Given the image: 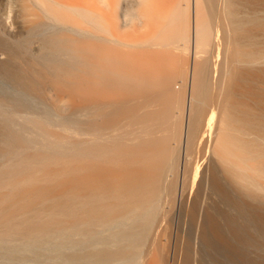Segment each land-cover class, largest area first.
I'll return each mask as SVG.
<instances>
[{
    "label": "bare ground",
    "instance_id": "obj_1",
    "mask_svg": "<svg viewBox=\"0 0 264 264\" xmlns=\"http://www.w3.org/2000/svg\"><path fill=\"white\" fill-rule=\"evenodd\" d=\"M36 2L60 24L27 2L3 11L18 35L0 38V264H157L151 230L183 141L216 157L236 186V263L264 264V0ZM33 43L41 53H31ZM80 112L113 116L85 126L89 134L123 130L141 146L127 140L128 148L124 136L101 163V148L62 139L83 130ZM34 145L99 162L72 168L68 157L49 171L62 157L56 149L36 168L25 154ZM198 162L190 188L204 171Z\"/></svg>",
    "mask_w": 264,
    "mask_h": 264
},
{
    "label": "rangeland",
    "instance_id": "obj_2",
    "mask_svg": "<svg viewBox=\"0 0 264 264\" xmlns=\"http://www.w3.org/2000/svg\"><path fill=\"white\" fill-rule=\"evenodd\" d=\"M38 1V0H37ZM42 1H44V0H42ZM23 2H27L29 5H31L39 14H40V12H41V14H42V20H46L47 22H48V25H51V24H53V25H58V24H60L59 23V20H57V18H55L54 16H52V14H50V13H52L50 10H48L47 11V4H46V9L45 8H43V6L45 5V4H43V5H41L40 6V3H41V1H39L38 3L36 2V0H25V1H21V0H0V38L1 39H4V40H8V41H10V42H13V41H15V40H17L16 38H17V35H18V33H14V32H12V31H10V26H9V24H4V17L6 16V14H3L4 12L3 11H5V10H7L8 8H10V9H12L13 8V5H22V3ZM44 3V2H43ZM41 8H43V9H41ZM50 8V7H49ZM44 10H46V11H44ZM135 11H137V10H135ZM9 12V11H8ZM1 13H2V15H4V16H2L1 15ZM10 13V12H9ZM40 14V15H41ZM3 17V18H2ZM44 17V18H43ZM53 17V18H52ZM14 17H11L10 19H13ZM136 18H138V17H136ZM137 19H135V23H137L138 22V20L136 21ZM46 22V23H47ZM8 28H9V30H8ZM16 35V37H15V35ZM35 44H37V43H33L32 44V46L33 47H31L32 49H31V53L33 54V55H36V53L37 54H39V53H41L42 52V50H40L41 49V47H40V44L38 43L37 45H35ZM41 51V52H40ZM36 52V53H35ZM1 53V52H0ZM6 60V55H2V53L0 54V62L1 61H5ZM46 82V81H45ZM44 82V83H45ZM47 83V82H46ZM46 83L44 84L45 86H46V88L44 87V89H46V90H44V93H43V97L45 98V100H44V102L46 101V105H49L50 104V102L52 101L51 100V98H52V94H53V92L51 91V87H50V85H49V87H48V84L46 85ZM46 91V92H45ZM52 93H51V92ZM50 92V93H49ZM50 97V98H49ZM49 98V99H48ZM81 114H79L78 116H79V123H81L82 125L84 124V126H82L81 124V126L82 127H84L83 128V130L81 131L80 130V132L79 133H75V134H72V132H70V131H62V133L64 134H62L63 136H65V137H62V139H67V137H68V139H69V137L71 138V140H73V142L69 139L68 140V142L69 141H71L70 143H75L76 145H75V148H76V146L78 147V148H81V146H82V148H88V149H92V150H95L96 149V147H98L97 149H99L100 150V148H101V150H102V152L103 151H106L107 150V148H109L108 149V153H106V152H103L102 154H100V156L98 155V159L101 161V163L102 162H104L105 160H106V158H108V157H111V156H113V155H110V153H111V151H112V153L113 152H115V150L112 148V147H115L116 148V146H118L116 143H118V144H123V142H122V140H123V138H124V136L126 137V138H124V140L123 141H125V143L124 144H126L129 140V147H133V148H136V146L137 147H140L141 145H140V142H139V146H138V140H135L136 141V144H133L134 142H133V138H132V136H130V138H127V137H129V134L128 133H124V134H126V135H124V136H121V133H123V130H119V131H109L108 132V135L107 134H102L101 135V133H98L97 135L98 136H101V137H103V138H101V137H98V136H96V135H93V134H89V132L88 131H86V129H85V126L87 127V125L89 126V124L91 125V127H93L94 128V126L96 127V125L97 124H99V125H97L98 127L99 126H103V123L102 122H104V124H105V122H106V119H107V117L109 116H112V115H109V114H104V115H100L99 117L98 116H91L88 112H87V114H86V112H83V114H82V112H80ZM84 114H85V116H84ZM89 114V115H88ZM24 114L23 113H21V116H20V119H23V118H26L27 116H23ZM28 116H33V114H27ZM88 115V116H87ZM99 115V114H98ZM101 116H103V117H105V116H107V117H105L104 119L103 118H101ZM21 117H23V118H21ZM97 117V118H96ZM112 118H113V116H112ZM78 119V118H77ZM85 120V121H84ZM84 122V123H83ZM88 124H87V123ZM101 123V124H100ZM96 124V125H95ZM84 130H85V132H84ZM60 132V131H59ZM112 133V135H110ZM116 133V134H115ZM117 133H120V135L118 134V136L119 137H121L120 139H119V137H117ZM77 134H78V136H79V138H78V136H77ZM31 135V137L33 138V139H35L36 137V135H33V134H29V136ZM66 135H68L67 137H66ZM105 135V136H104ZM110 135V136H109ZM34 136V137H33ZM73 136V137H72ZM94 136V137H93ZM114 137V138H113ZM74 138H78V140L76 141V139H74ZM96 138H98V139H96ZM113 138V139H112ZM118 138V139H117ZM64 139V140H65ZM96 139V140H95ZM99 139L100 140H102L100 143H98L99 142ZM132 139V140H131ZM74 140H75V142H74ZM120 140V141H119ZM128 140V141H127ZM53 141V140H52ZM67 141V140H66ZM92 141V142H91ZM95 141H98L97 143L95 142ZM107 141H108V143H107ZM111 141V142H110ZM121 142V143H119V142ZM78 142V143H77ZM116 142V143H115ZM133 142V143H132ZM82 143V144H81ZM102 143V144H101ZM114 143V144H113ZM128 143L125 145V146H127L128 145ZM85 144H87V145H85ZM105 144H107V145H105ZM116 144V145H115ZM148 144V143H147ZM84 145V146H83ZM94 145V146H93ZM100 147H99V146ZM104 146V149H103V147H101V146ZM115 145V146H114ZM134 145H136L135 147H134ZM186 144H185V141H183V144L181 145L180 144V146H178V150H177V153H175V154H179L178 155V157L176 156L175 157V166L177 165V167L175 168L176 170V172L174 171L173 172V174L172 175H170V176H168L167 177V181H168V183H164V185H165V187H167V188H165L164 187V185H162V190H161V194L162 193H164V195L162 194L161 195V200L159 201V205H160V207H159V209L161 210H159L158 212H157V223L155 224V226L153 227V229L151 230V236L153 237V238H151V241L152 242H155V240L156 239H158L156 242H155V244H157L158 243V245L160 246H158V245H156V249L158 250L157 251V260H156V263L157 264H181V262H182V264L184 263V264H211V262H212V264H224V262H225V264H231V262L233 263V264H237L236 262H238V259H237V257H238V253H237V251H236V247H237V244H236V239L237 238H235L236 236H235V234H236V232L234 231V228H235V220H236V217H235V214L237 213V208H236V206H237V191H236V186H234V184H233V180H231V177L227 174V173H225V171L224 170H222L223 168H222V166H221V162L219 161L218 162V160H216L217 158L216 157H214V156H208V158L207 157H205V158H203V155H202V153H201V151H200V149H197V146H196V150L195 151H190L191 149H192V147H190L191 149L189 150L190 152H188L187 151V145L185 146ZM91 146V147H90ZM106 146H107V148H106ZM112 146V147H111ZM33 147V148H32ZM31 147V149L29 148V149H27L28 151H26L25 152V154L27 155V157H29V156H31V158L33 159H31L30 158V160L32 161V164H33V166L35 165V167L36 168H41V164H38V166L36 165L38 162H39V160L40 159H42V156H43V159L44 160H49L50 158H46V157H54V156H56V155H58V154H60V155H58V156H62L61 158H57V159H54V161L50 164V163H48V164H45V166H46V168H47V170H49V171H54L57 167H59V166H71L72 165V168H74V167H77V165L80 163L81 165L83 164V165H85L84 164V162H86L87 160H83V159H85V156H78L76 153H73V152H69V153H66V155H64V153H62V150L61 149H59V148H56L54 145H51L50 147L52 148V150H50V149H46V150H41V149H43V148H41V146H37V145H34V146H32ZM95 147V148H94ZM128 147V146H127ZM128 147V148H129ZM41 148V149H40ZM55 148V149H54ZM81 148V149H82ZM111 148H112V150H111ZM183 150H182V149ZM186 148V149H185ZM57 149V150H56ZM30 150V151H29ZM54 150H56L57 152L56 153H58V154H56L55 155V152H54ZM59 150H60V152H59ZM100 150V151H101ZM185 150V151H184ZM200 151V153H198L199 151ZM41 151V152H40ZM40 152V155L42 154V152H43V155H41V157L40 158H37L38 156H39V153ZM48 152V153H47ZM110 152V153H109ZM178 152H180V153H178ZM187 153V154H185V153ZM194 152H197V153H195V155H194ZM38 155H37V154ZM45 153V154H44ZM70 153H72V154H70ZM104 153H106L107 154V156L108 155H110V156H106ZM111 153V154H112ZM190 155H189V154ZM36 156H34V155ZM47 154V155H46ZM49 154V155H48ZM115 154V153H114ZM117 154L118 153H116L115 155L117 156ZM186 156H185V155ZM46 155V156H45ZM104 155H105V158H104ZM194 155V156H193ZM198 155H200V156H202V158H203V160L201 159V157L200 156H198ZM119 156V155H118ZM117 156V157H118ZM181 156V157H180ZM187 156H188V158H187ZM189 156H192V157H196V158H191V157H189ZM35 157V158H34ZM69 157V161H71L72 163H70L68 160L66 161L65 159L66 158H68ZM84 157V158H83ZM87 157V159L89 158L90 160V162H92V161H94V162H92L93 164H95V160H97V158H94V157H89V156H86ZM103 158V160H101L100 158ZM120 157H121V154H120ZM180 157V158H179ZM183 157V158H182ZM199 159H198V158ZM210 157H212V159L210 158ZM65 158V159H64ZM74 158V159H73ZM77 158V159H76ZM93 158L95 159V160H93ZM190 158H191V160H190ZM213 158H214V160H213ZM37 160V161H35V160ZM58 159L59 160H62L64 163H65V161H66V165L63 163H61L60 165H58L57 163L58 162H56V161H58ZM79 159V160H78ZM82 160V163H81V160ZM91 159H92V161H91ZM177 159V160H176ZM188 160V161H186V160ZM208 159V160H207ZM99 160H97V162H99ZM199 161L198 163H200V164H202V169H204V171L201 173V175L199 176L200 178H198L197 179V181L195 182V184H194V186L192 187V188H190L191 186H192V181H193V169H194V167H195V163H196V161ZM61 161V162H62ZM78 161H80L79 163H77L76 164V162H78ZM178 161V162H177ZM183 161V162H182ZM191 161V162H190ZM193 161H195L194 163H193ZM88 162V161H87ZM90 162H88V165H90ZM96 162V163H97ZM181 162V163H180ZM190 162L191 163V165H189L188 163ZM214 162V163H213ZM220 163L219 165H218V163ZM54 163H56V164H54ZM217 163V164H216ZM75 164V165H74ZM79 164V165H80ZM98 164H100V163H98ZM185 164V165H184ZM187 164V165H186ZM192 164H194V166H192ZM205 164V165H204ZM39 165H40V167H39ZM55 165V166H54ZM73 165H74V167H73ZM102 165V164H101ZM182 165V166H181ZM184 165V166H183ZM211 165H212V168H215L216 166L218 167H216V169H218V173H213V170L214 169H212V168H210L211 167ZM214 165V166H213ZM45 166H44V170H46L45 169ZM52 166V168H50ZM57 166V167H56ZM185 166H186V168H185ZM192 168H191V167ZM204 166V167H203ZM205 166H206V168H205ZM209 166V167H208ZM179 167V168H178ZM187 167H188V169H187ZM208 167V168H207ZM192 169V172H189L190 170L189 169ZM210 168V169H209ZM222 168V169H221ZM178 169V170H177ZM180 169V170H179ZM212 169V170H211ZM221 169V170H220ZM185 170V171H184ZM187 170V171H186ZM206 170H209V172L208 171H206ZM221 171H223V172H221ZM185 174H184V173ZM189 172V174H190V176L187 174ZM68 173L69 172H67V173H64V174H66V175H63V177L65 176H67L68 175ZM177 173V174H176ZM179 173V174H178ZM182 173H183V175L185 176H188V177H184L183 175H182ZM204 173H205V176H204ZM223 173V174H222ZM175 174V175H174ZM220 174V175H219ZM225 174H227V175H225ZM173 175H174V178H173ZM203 175V176H202ZM214 175V176H213ZM69 176V175H68ZM71 176V175H70ZM69 176V177H70ZM177 178H176V177ZM209 176V177H208ZM224 176V177H223ZM228 176V177H227ZM62 177V178H63ZM69 177H66V178H64L63 180H67ZM169 177H171V178H169ZM192 177V178H191ZM211 177H212V179H211ZM219 179H221V180H219ZM62 178H61V180H62ZM176 178V179H175ZM184 178H186V179H184ZM230 178V179H229ZM217 179V180H216ZM62 180V181H63ZM173 180H175V182H177L176 184H175V182H169V181H173ZM185 180V181H184ZM192 182V183H191ZM233 184H231V183ZM171 184V185H170ZM223 184V185H222ZM176 186V187H175ZM165 189H164V188ZM170 187V188H169ZM235 187V188H234ZM168 189V190H167ZM190 189H192V190H190ZM221 189V190H220ZM173 190H174V192H173ZM186 190H187V192H186ZM186 193H185V192ZM193 191V192H192ZM235 191H236V194H235ZM167 192H170V194L169 193H167ZM184 192V193H183ZM189 192V193H188ZM173 196H172V195ZM181 194V195H180ZM184 196H183V195ZM186 194V195H185ZM167 195H169V196H167ZM189 195V196H188ZM193 195V196H192ZM227 195V196H226ZM165 197V198H164ZM171 197H173V198H171ZM182 197V198H181ZM187 199H186V198ZM169 198V199H168ZM172 199V200H171ZM185 201H187V202H185ZM189 202V203H188ZM236 203V204H235ZM196 206H195V205ZM190 206H191V208H190ZM191 210H190V209ZM195 209V210H194ZM190 211V212H189ZM160 212V213H159ZM165 212V213H164ZM167 212V213H166ZM196 213H197V216L198 217H196ZM160 215V216H159ZM194 215V216H193ZM201 215V216H200ZM169 216V217H168ZM193 216V217H192ZM161 217V218H160ZM166 217H168V218H166ZM235 217V218H234ZM228 220H227V219ZM232 218V219H231ZM168 219V220H167ZM169 219H171V220H169ZM167 220V221H166ZM231 221H233V222H231ZM257 221H258V218H257ZM166 222V223H165ZM170 222V223H169ZM169 223V224H168ZM166 224H168V225H166ZM166 225V226H165ZM171 225V226H170ZM158 226H160V227H162L163 226V229L162 228H160V227H158ZM169 226V227H168ZM164 227H165V229H167L168 231H166L165 229H164ZM202 227V228H201ZM155 228V229H154ZM201 228V229H200ZM161 230H163V231H161V234H160V231ZM200 229V230H199ZM227 229V230H226ZM156 232H157V234H156ZM170 233V234H169ZM163 234V235H162ZM155 235V236H154ZM158 235H160V236H162L161 238H160V236H158ZM171 235V236H170ZM168 238V239H167ZM154 241H153V240ZM162 239V240H161ZM170 239V240H169ZM151 241H148L146 244H148L147 246L145 245V247H146V249H148L149 247H150V245L151 244H149V243H152ZM159 241V242H158ZM162 242V244H161V242ZM191 242V243H189V242ZM228 242V243H227ZM232 244H231V243ZM231 244V245H230ZM235 247H234V246ZM165 247V248H164ZM178 247V248H177ZM189 247V248H188ZM164 248V249H163ZM177 248V249H176ZM192 248V249H191ZM179 249V250H178ZM190 249V250H189ZM168 250V251H167ZM175 251V252H174ZM190 251V252H189ZM180 252V253H179ZM183 253V254H182ZM184 253H186V254H184ZM189 253V254H188ZM160 254H161V257L163 258H160ZM173 254H174V256H173ZM192 255V256H191ZM144 256H145V253H144ZM144 256H142L143 258H142V260L144 259V260H146L145 258H146V256H145V258H144ZM186 256V257H185ZM188 256V257H187ZM174 257V258H173ZM177 257V258H176ZM184 257V258H183ZM189 257H191V258H189ZM162 259V260H161ZM180 259V260H179ZM186 259V260H185ZM234 261H233V260ZM237 259V260H236ZM141 260V261H142ZM202 260H204L203 262H202ZM214 260V261H213ZM216 260H218V261H216ZM221 260V261H220ZM228 262L229 261V263H227L226 261ZM165 261V262H164ZM167 261V262H166ZM169 261V262H168ZM173 261V262H172ZM177 263H176V262ZM184 261V262H183ZM191 261H193V262H191ZM196 261V262H195ZM207 261V262H206ZM143 262V261H142ZM201 262V263H200ZM214 262H217V263H214ZM235 262V263H234ZM32 264H34L33 262H31ZM30 263V264H31ZM149 263V262H148Z\"/></svg>",
    "mask_w": 264,
    "mask_h": 264
}]
</instances>
